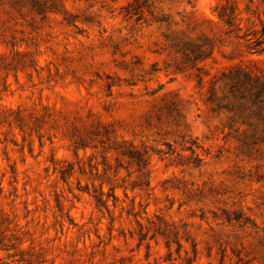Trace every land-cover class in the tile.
Wrapping results in <instances>:
<instances>
[{
    "label": "rangeland",
    "instance_id": "374dc122",
    "mask_svg": "<svg viewBox=\"0 0 264 264\" xmlns=\"http://www.w3.org/2000/svg\"><path fill=\"white\" fill-rule=\"evenodd\" d=\"M263 28L264 0H0V264H264Z\"/></svg>",
    "mask_w": 264,
    "mask_h": 264
},
{
    "label": "trees",
    "instance_id": "16d2710c",
    "mask_svg": "<svg viewBox=\"0 0 264 264\" xmlns=\"http://www.w3.org/2000/svg\"><path fill=\"white\" fill-rule=\"evenodd\" d=\"M127 15H129V13H127ZM255 45L260 47L263 45L261 50L258 51H264V28L261 36L257 38ZM245 78L246 80L243 85L245 86L246 90L249 92L248 93L249 100L255 105L259 104L258 106L260 107L262 106V110L264 112V82L255 79H253L252 81V78L246 74H245ZM193 253L194 256L196 257L197 256L196 247L193 248Z\"/></svg>",
    "mask_w": 264,
    "mask_h": 264
}]
</instances>
